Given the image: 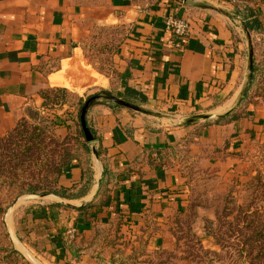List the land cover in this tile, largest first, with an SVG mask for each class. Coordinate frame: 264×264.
I'll return each instance as SVG.
<instances>
[{"label":"crops","instance_id":"0c3cea01","mask_svg":"<svg viewBox=\"0 0 264 264\" xmlns=\"http://www.w3.org/2000/svg\"><path fill=\"white\" fill-rule=\"evenodd\" d=\"M168 15L191 25L180 51L172 48V35L165 30ZM87 25L130 28L115 57L116 93L123 92L124 100L131 89L138 94L131 95V104L146 111L175 120L214 117L173 125L95 103L87 118L101 156L93 154L89 194L70 201L26 196L8 211L12 248L30 264H103L96 251L116 236L167 248L174 218L186 213L187 188L166 154L185 147L204 167L239 169L244 166L240 153L245 155L250 144L264 145V0H0V138L22 119L38 123L42 91H80L101 81L103 76L82 61ZM253 40L258 69L251 86ZM249 86L257 96L245 116L217 123L215 116L241 103ZM105 167L108 191L97 196ZM81 172L73 164L62 185L71 187ZM91 202L94 206L84 211L58 206Z\"/></svg>","mask_w":264,"mask_h":264},{"label":"rangeland","instance_id":"374dc122","mask_svg":"<svg viewBox=\"0 0 264 264\" xmlns=\"http://www.w3.org/2000/svg\"><path fill=\"white\" fill-rule=\"evenodd\" d=\"M86 29L81 42L84 54L82 61L87 64L91 73L103 76L102 78L99 76L101 81L86 86L80 91L68 88L67 90L71 92L70 102L63 109L50 112L42 107L39 112L40 117L46 120H56L55 115L66 119L73 127V133L76 131L74 124L77 108L75 105L79 98L86 102L94 95L115 96L117 94L118 71L115 57L131 33L130 28L124 25H87ZM62 76L67 80H75L74 76H70V74L63 73ZM105 77L110 80V84L109 81L104 80ZM163 121L168 123L167 120ZM30 122L35 123L32 120ZM68 133L69 131L65 127L56 129V134L59 137H65ZM246 151L245 155L243 153L238 155L243 161L240 165H244L239 169L223 166L204 167L200 161H192L190 152L185 147L169 151L166 154L167 162L175 163L179 167L187 188L186 213L174 218L170 229L171 242L169 246L162 249H151L147 243L136 240L132 243L125 237L122 239L116 236L107 239L97 249V255L102 263L195 264L194 261L199 260L190 258L188 253H191L200 255L202 261L209 264L213 262L215 264H246L243 256H240L235 250L230 252L229 249L221 248L217 245L214 237L207 235L206 232L207 220L217 223V217H220L221 225L224 226L223 234L231 226L226 223L238 222L237 219L240 218V215L237 207L244 205L248 196L251 201V194L254 193L255 188L249 190V184L258 176L264 177V145L250 144ZM239 171H244L243 178L239 177L241 175ZM7 214L0 215V264H30L25 258H20L11 246L9 227L6 222ZM227 215H229L228 218H226ZM224 236L227 241H231L229 243H238L228 239L226 235ZM134 243L137 244L134 245ZM215 253H218L219 256L215 257Z\"/></svg>","mask_w":264,"mask_h":264},{"label":"trees","instance_id":"16d2710c","mask_svg":"<svg viewBox=\"0 0 264 264\" xmlns=\"http://www.w3.org/2000/svg\"><path fill=\"white\" fill-rule=\"evenodd\" d=\"M251 44L253 51L252 86L258 65L257 43L253 40ZM261 58L264 60V50L261 52ZM251 86L244 92L239 107L225 118L217 120V123L231 122L245 116L248 105L257 96L256 93H252L254 87L251 88ZM131 95L138 96L131 89H126L125 99L129 103H131ZM41 97L42 107L50 112H56L57 109H63L70 102L71 92L65 88H50L42 91ZM141 99L144 98L141 97ZM84 104L85 101L79 98L75 105L77 117L74 133L72 132L73 127L66 119L55 115L56 120L39 117L38 123L22 119L5 137L0 138V215L5 216L11 206L24 196L51 195L70 201L82 199L89 194L94 185L92 170L94 150L88 144L81 121V110ZM87 117L88 115L86 116L87 127L95 137ZM63 127L67 128L69 133L65 137H59L56 129ZM97 152L101 156V151L97 150ZM73 164L80 165L82 172L73 181L71 187H65L61 183L62 178ZM109 178V171L105 167L97 196L108 191L105 187L109 183ZM251 188H255L254 193L251 194V201L248 196L246 203L237 207L240 215L238 222L226 223L231 226L223 234L224 226L221 225L220 217H217V223L207 220L206 232L207 235L214 237L221 248L229 249L230 252L235 250L243 256L246 264H264V177H256L248 186L249 190ZM58 206L84 211L93 207L94 203L84 204L81 207L62 204ZM253 210L255 211L252 212ZM228 217L229 215L226 216ZM23 228V226L20 228L22 233L25 232ZM224 235L238 243H229L231 241H227ZM10 243L12 246L11 240ZM14 252L20 258H24L17 250L14 249ZM188 255L190 258L199 260L194 261L195 264H209L202 261L200 255L191 253ZM216 256L219 254L215 253Z\"/></svg>","mask_w":264,"mask_h":264},{"label":"water","instance_id":"95a60500","mask_svg":"<svg viewBox=\"0 0 264 264\" xmlns=\"http://www.w3.org/2000/svg\"><path fill=\"white\" fill-rule=\"evenodd\" d=\"M252 70H253V51L251 50V54H250V71L252 72ZM249 79L250 80L252 79V73L249 75ZM97 102H105V103H109V104H113V105H118V106H122V107H125V108H128V109H131V110H133V111H135L137 113L160 117L162 120H167L168 123L173 124V125L174 124H178V125L191 124V123H195V122L202 121V120H209V119H212L214 117V116H211V115H195V116H192L190 118L175 120V119H171L169 117L162 116L160 114H156V113H152V112L146 111V110H144V109H142V108H140L138 106H135V105H133L131 103H128L127 101L124 100V93L123 92H118L115 96H112V95H94V96L90 97L85 102L84 106L82 107V110H81V121H82L83 129H84L88 144L93 147L94 156L97 159H98V152H97L96 147H95V144L97 143V140L93 137V135L90 132V130L88 129L87 123H86V116H87L90 108L93 107L95 105V103H97ZM238 104L236 105V107L238 106ZM233 110H231L230 112H228L225 115L215 116V118L217 120L225 118ZM43 197H45V196H40V195H32V196H30L31 199H40V198H43ZM18 201H16L11 206V208L9 209V212H12L15 209L16 205L18 204ZM8 229H9V233H10L11 230H10V228H8Z\"/></svg>","mask_w":264,"mask_h":264},{"label":"built area","instance_id":"2783aa9c","mask_svg":"<svg viewBox=\"0 0 264 264\" xmlns=\"http://www.w3.org/2000/svg\"><path fill=\"white\" fill-rule=\"evenodd\" d=\"M164 27L172 35V48L177 51L182 50L192 31L189 21L182 17L168 15L164 20Z\"/></svg>","mask_w":264,"mask_h":264}]
</instances>
